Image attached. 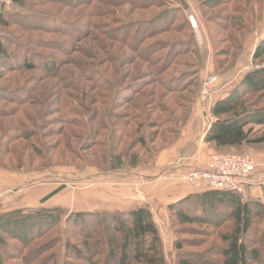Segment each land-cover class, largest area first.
Masks as SVG:
<instances>
[{
  "label": "rangeland",
  "instance_id": "obj_1",
  "mask_svg": "<svg viewBox=\"0 0 264 264\" xmlns=\"http://www.w3.org/2000/svg\"><path fill=\"white\" fill-rule=\"evenodd\" d=\"M22 1L17 4L14 0H0L1 14L21 15L19 19L11 16L9 27H0L11 56L0 63V166L20 169L4 172L0 211L26 205L22 196L34 190L41 192V205L61 207L58 199L67 195L70 201H76L72 197L78 196L80 206H93L81 210L97 209L95 205L125 206L133 203L131 198L135 196L137 203L149 207L151 204L156 209L154 213L150 207L158 219L168 264H177L178 238L185 244L179 252L181 258L192 264H222L221 236L231 227L221 212L226 200L216 201L213 210L206 209L200 215V224L178 226L169 206L161 215L162 205L148 199L143 190L168 186L182 192L187 188L207 190L202 185L182 183L179 175L185 170L171 169L179 154H185L183 145L188 138L184 132L192 119L202 121L195 134L203 131L205 136L203 142L195 140L187 146L189 157L199 155L203 166H207L215 155H250L256 175H261L257 179L263 178L264 143L217 149L205 137L217 120L212 112L216 100L227 95L246 72L264 66V57L254 59V52L264 39V0H204V6L202 0H146L147 5L139 0L141 6L124 1L118 7L108 4L109 0ZM167 7L184 8L200 46L198 51L187 50L177 59L170 55L169 60L163 61V52L168 50L165 48L172 44L175 50L179 42L189 38L190 31L181 20L170 30L146 38L139 51L117 40L116 31L122 33L128 27L134 29L140 21L159 19ZM191 16L198 27L193 28ZM57 18L60 26L52 21ZM127 40L131 41V37ZM214 45L218 69L214 65ZM25 60L35 68L24 66ZM103 74L117 86L129 88L133 81L142 86L131 98L118 96L113 101L115 91L99 87L94 81L104 82ZM204 87L207 93L202 100ZM243 96L246 107H264V92L252 91ZM250 126L252 137L264 134V125ZM111 131L114 138L110 149ZM110 150L124 162L120 170L109 171V165L104 163ZM137 180L141 182L132 189L130 183ZM128 186L133 196L127 195L128 190L121 191L119 200L116 189L108 191L111 187ZM13 187L25 190L14 194L8 191ZM253 187L256 188H247L243 199L264 203V184ZM195 195H190L193 199L188 203L193 208L200 205ZM63 209L58 212L62 221L47 227L40 216L29 217V223L2 226L0 263L54 264L56 252L58 264H64L66 258L68 264H105L103 238L94 232L95 227H67L70 211ZM259 231H264V219L256 222L257 235L252 237L256 248L262 242ZM58 236L62 239L60 246ZM67 238L73 247L68 253L63 247ZM85 243L96 249L88 251L86 258ZM74 248L80 253H74Z\"/></svg>",
  "mask_w": 264,
  "mask_h": 264
},
{
  "label": "trees",
  "instance_id": "obj_2",
  "mask_svg": "<svg viewBox=\"0 0 264 264\" xmlns=\"http://www.w3.org/2000/svg\"><path fill=\"white\" fill-rule=\"evenodd\" d=\"M124 1L131 2L133 6H141L139 3L141 1L139 0H109L108 4L118 7ZM202 1L204 6V0ZM14 2L21 4L23 1L14 0ZM143 2L146 4V0ZM150 3L154 4L153 2ZM11 16L15 19L21 18L20 12L9 16L0 13V27H9L11 25L9 22ZM154 20L147 22L140 21L134 29L133 27L124 29L123 34L120 31H116V33L118 32L116 35L117 40L121 43H126L127 46H130L135 51H139L140 46H142L146 38L170 30L171 27L176 25L178 20H181L183 26L190 31L189 38L179 42L175 50H173L172 44L169 45V48H165V50H168L163 52V55L166 57L163 61L169 60L170 55L172 59H177V56L179 57L187 50L192 51L194 49V51H198L200 49L195 34L185 16L184 8L171 7L163 11L160 18L155 20L156 23ZM52 21L58 26L62 24L59 18L52 19ZM120 34L122 35L120 36ZM128 37H131V41L127 40ZM213 44H216V42H213ZM213 47L214 65L218 69L217 48L215 45ZM9 52L8 41L0 35V63L6 62L11 58ZM263 57L264 39L254 52L255 60ZM163 61L159 63L163 64ZM23 65L29 69L35 68L26 60ZM46 65L53 67V64L47 63ZM157 70L156 72L158 73L160 69L157 68ZM187 72L189 74L191 73L190 70ZM94 81L99 87L115 91L113 101L118 96L123 99L131 98L142 86V83L135 81L129 83V88L121 84L117 86V82L106 74L104 75V82L101 83L96 79ZM252 91L264 92V66L255 67L246 72L242 80L227 95L216 100L212 107V112L217 117V120L212 124L206 134L205 140L208 143H211L217 149L242 148L247 144L264 143V134L256 138L252 137L253 129L250 126L251 124L264 125V107L250 109L246 107V101L243 100V95ZM104 119L110 125L108 115H105ZM113 138V131H111L109 136L110 149ZM104 163L109 165V171L120 170L124 165L122 160L114 157V153L111 150L108 151ZM0 169L11 171L20 170L5 166H0ZM101 170L103 169L101 168ZM195 194H193L197 197L195 200L200 201L199 207L195 206L193 208L188 205L193 199L190 195L186 196L185 199L169 205V209L173 211L174 221L177 222V225L200 224V215L205 214L206 209L212 208L213 210L214 208L212 206L216 201L226 200L221 212L225 215V220L231 224V227L229 232L221 236L220 258L222 264H264V231H259L260 240L262 239L260 247L256 248L252 245V237L257 235L256 222L264 219V203L260 200H245L243 199V194L233 191L207 188V190H202L200 193ZM63 210L65 211V209L58 206L1 210L0 231L2 230V226L15 225L17 222L22 224L29 223L27 220L33 216H40L42 224L46 227L55 222L60 223L63 217H59L58 212L62 213ZM15 220L18 221L15 222ZM98 221H100V224H97ZM70 224H74L79 228L86 227L91 229L90 227H95L94 232L103 238V250L106 256L105 264H168L161 232L148 205L143 204L123 210L94 209L71 211L66 217L67 227ZM58 243L59 246L62 245L61 236H58ZM85 244L87 245V250L83 253L84 258L89 255L88 251L96 250L89 243ZM175 246L178 251L177 264H192L187 258H181L179 252L183 250L185 244L179 241V238L175 242ZM63 247L67 253L70 252V248H73L68 238L65 239ZM63 247H58V249L61 251ZM99 248H97V252H99ZM74 253H80V250L74 248ZM55 256L56 252L54 253L53 259L54 264H58ZM64 264H68L67 258Z\"/></svg>",
  "mask_w": 264,
  "mask_h": 264
},
{
  "label": "crops",
  "instance_id": "obj_3",
  "mask_svg": "<svg viewBox=\"0 0 264 264\" xmlns=\"http://www.w3.org/2000/svg\"><path fill=\"white\" fill-rule=\"evenodd\" d=\"M201 125H202V121L200 119H192L189 122V124L185 127L184 136H186V139L187 138L188 139L184 142L183 147H184V149L186 151H185V154H183V155H182V153L179 154L178 159L175 160V162L173 164V167L171 168L172 170H176V171L177 170H182V169L184 170V169H188V168H192V167H201V166L204 165L203 161H201V159L199 158V155H195L193 157H189L188 151H187V146L189 144H194L193 142L195 140H196V142H197V140H198V142L199 141L203 142V137L205 136V132H204V134H203V131L200 134H195V132L197 130L201 129ZM194 126H195V130H193ZM199 145H200V143H199ZM177 149L178 148H176V150ZM180 155H182L183 157L180 156ZM181 160L182 161L184 160V163L180 164L179 162H181ZM5 171H7V170L0 169V181L3 178L5 179V175H4ZM262 175H263L262 179L264 180V173ZM260 176H257V177H260ZM137 182H141V181L137 180V181H134L133 183H130L131 186H132V189H133L134 185L136 186L135 183H137ZM262 184H264V181H263ZM122 186H127V184L126 185H122ZM145 187H148V185H145ZM24 188L25 187H22V189L21 188L20 189H16V188L13 187L12 189H8V191L12 192L14 194H17V193L20 194V192H22V190H25ZM253 188H256V187L252 186L251 189H253ZM13 189H16L17 191H15ZM112 189H116L117 190V193L116 194L114 193L118 197L117 200H119L121 198V196H122L121 195V191L125 192V191L128 190L129 191V193L127 194L128 196L129 195L133 196V194H134V193L131 192L132 189L129 186L127 188H121V189L120 188L111 187L110 189H108V191L112 192L113 191ZM138 190H140V189H138ZM48 191H49V189H47L46 192H48ZM143 191L145 192L146 196L149 197L148 199H154L155 202L158 205L159 204L162 205V206H160V211H161V215H163L162 213L164 212V208H167L170 204L179 201L181 198H183L185 196H188V195H191V194H195V193H200L202 190H198V189H195V188H192V190H191V189L187 188V189L184 190V192H182L175 186L174 187H170V189H169V186H168V188H165V189L160 188V187H155V189L153 191H151V189L148 187V188H144ZM150 192H152L151 195H149ZM13 196L10 195V197H13ZM22 198L25 201V202H23V204H26V205H23V206L19 205L18 207L8 208V209H5V210H10V209H14V208H31V207H39V206H45V207L58 206V205H41V203L39 204V202L41 201V192L38 191V190L37 191L34 190V191L30 192V193L27 194V196H22ZM72 198H76V201L75 200L74 201H70V200H68L67 195H62V196L59 197L58 201L61 202L60 205H61L62 208H67L70 212L71 211L81 210V208H90V207H87V206L93 207L92 205L80 206L78 204V202H77L79 200L78 196L72 197ZM140 199H141V197H140ZM131 200H132L133 203L127 204L125 206H116L115 208H109L107 206L103 207V206H100V205H95L94 207H96L97 209H105V210H123V209L131 208V207H136V206H139V205H143V204H141L139 202L137 203L136 200H138V197L134 196L133 198H131ZM111 201H113L112 198H111ZM126 203H129V202H126ZM62 204H64V205H62ZM119 204H125V201L122 202V203L119 202ZM101 205H103V204H101ZM97 206H100L101 208L100 207L98 208ZM4 207H7V205H5ZM150 207L152 208V211L155 213L156 212L155 207L153 205H151V204H150ZM161 207H163V209H161ZM92 210H94V209H92ZM154 219H155V221L158 220L156 214H154Z\"/></svg>",
  "mask_w": 264,
  "mask_h": 264
},
{
  "label": "built area",
  "instance_id": "obj_4",
  "mask_svg": "<svg viewBox=\"0 0 264 264\" xmlns=\"http://www.w3.org/2000/svg\"><path fill=\"white\" fill-rule=\"evenodd\" d=\"M189 19L193 28L198 27L193 16ZM205 93H207L206 87L201 91L202 100ZM184 170L179 175L182 183L202 185L210 189L233 191L239 194H246L248 187L264 181L257 179V170L252 157L236 153L215 155L207 166ZM2 198L3 194H0V200Z\"/></svg>",
  "mask_w": 264,
  "mask_h": 264
}]
</instances>
